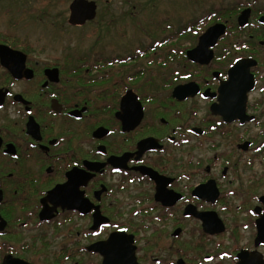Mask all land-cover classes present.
<instances>
[{"label": "flooded vegetation", "instance_id": "1", "mask_svg": "<svg viewBox=\"0 0 264 264\" xmlns=\"http://www.w3.org/2000/svg\"><path fill=\"white\" fill-rule=\"evenodd\" d=\"M48 1L0 0V46L19 73L0 62V264L264 262L263 0L211 6L192 29L139 28L146 43L117 50L103 45L110 0H83L92 18L80 25L68 23L75 0H56L91 43L45 58L27 32L29 8ZM215 24L225 33L212 60L191 62ZM188 36L195 45L173 49ZM65 228L73 238L53 249ZM99 244L103 256L88 250Z\"/></svg>", "mask_w": 264, "mask_h": 264}, {"label": "rangeland", "instance_id": "2", "mask_svg": "<svg viewBox=\"0 0 264 264\" xmlns=\"http://www.w3.org/2000/svg\"><path fill=\"white\" fill-rule=\"evenodd\" d=\"M237 1L245 2L249 0H155L154 2L146 0H110L108 15H103V17L104 19L108 17V22L112 27L108 31V34L107 31L104 32L103 38L106 39L103 45L115 48L116 50L119 48L114 46L115 42H121L119 46L126 45L133 47L137 43L144 45L147 34L140 33L139 28L148 29L154 25H158L159 28L164 30H168L166 29L167 26H170L173 30L181 29V27L186 26L184 24H189V22L203 17L204 12L211 6L224 8L231 6ZM262 2L264 4V0ZM59 3L56 0L45 2L44 10L41 11L42 13L39 10L40 3L37 4L36 2V4H33L29 8L31 17L27 32L28 38L32 40H44L46 52L43 57L45 58L83 55L87 52L91 43V40L87 39L90 29L79 30L68 28L66 25L68 11L64 10L67 5ZM99 17L100 20L94 24H102L101 14ZM39 28L44 29L43 35L40 33ZM167 33H164V35ZM191 35L194 36L192 32ZM128 39H132L134 43L129 45ZM196 39L188 36L185 39L174 40L173 49L177 52L182 51L187 46L195 45ZM146 63V59L141 60V67H148ZM178 67L180 69L181 64ZM133 69L134 65L131 66L130 70ZM175 69L176 67L174 66ZM63 235H66V237ZM55 236L58 237V235ZM60 238V240L59 238H53L54 244L51 246L53 249L57 247L56 241H59L61 245L62 240L66 239L65 241L68 242L73 236H69L65 228L61 230ZM169 254H164L162 258L168 260ZM44 255L47 259L50 258L48 249H46ZM84 260H91L94 264L100 262L96 258L90 257L83 258L82 262Z\"/></svg>", "mask_w": 264, "mask_h": 264}, {"label": "water", "instance_id": "3", "mask_svg": "<svg viewBox=\"0 0 264 264\" xmlns=\"http://www.w3.org/2000/svg\"><path fill=\"white\" fill-rule=\"evenodd\" d=\"M84 3H87L83 0H75L71 6H70V16L68 19V23L70 25H80L85 22V20H90L92 16H90L88 13L83 14L82 11H80V8ZM92 3H90L91 5ZM247 20V15L245 13H242L239 17V24L243 25ZM264 20V19H262ZM225 33V27L222 24H215L211 27H209L198 39V43L195 48L188 51L186 56L187 58L194 63L198 64H207L210 60L213 58V52L212 48L216 44L217 40L220 36H222ZM4 50V51H2ZM6 51V52H5ZM8 52V53H7ZM9 53H12V51L6 47L0 46V62L1 65L5 68L9 69L13 73L15 77H19L17 74V70H13L12 68L8 67V57ZM15 53V52H14ZM235 76H238V70L237 68H231L228 71V83L227 87H230L231 81L234 79ZM190 86V87H189ZM192 89V84L184 85V86H178L175 88L173 96L178 97L179 99L183 98V92L186 88ZM226 87V86H225ZM138 118L142 115V110L140 106H138ZM144 144V143H143ZM62 191V190H61ZM71 208V207H68ZM100 223H95L94 228H96ZM114 235L112 236V238ZM116 238L111 239L110 241L115 240ZM104 246L105 244H99L98 246L95 245L93 247H89L88 250L92 252H97L101 256L104 255ZM239 261L237 264H264V262L261 260L260 256L248 254V253H241L239 256ZM102 264H106L105 260ZM117 264H133L129 262H122L120 261Z\"/></svg>", "mask_w": 264, "mask_h": 264}, {"label": "trees", "instance_id": "4", "mask_svg": "<svg viewBox=\"0 0 264 264\" xmlns=\"http://www.w3.org/2000/svg\"><path fill=\"white\" fill-rule=\"evenodd\" d=\"M208 20H209V15L207 14L206 16H204L202 18H199V19L193 20L192 22H189V24H188L189 26H186V27H188V28L190 27L192 29V28H195L199 25L205 24Z\"/></svg>", "mask_w": 264, "mask_h": 264}, {"label": "snow or ice", "instance_id": "5", "mask_svg": "<svg viewBox=\"0 0 264 264\" xmlns=\"http://www.w3.org/2000/svg\"><path fill=\"white\" fill-rule=\"evenodd\" d=\"M121 231H125L124 229H121Z\"/></svg>", "mask_w": 264, "mask_h": 264}]
</instances>
